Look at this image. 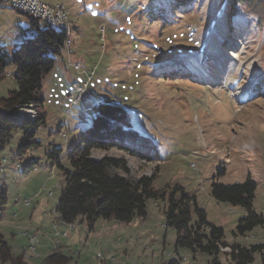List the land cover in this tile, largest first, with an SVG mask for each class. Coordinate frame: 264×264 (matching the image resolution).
I'll return each instance as SVG.
<instances>
[{
    "label": "rangeland",
    "instance_id": "obj_1",
    "mask_svg": "<svg viewBox=\"0 0 264 264\" xmlns=\"http://www.w3.org/2000/svg\"><path fill=\"white\" fill-rule=\"evenodd\" d=\"M41 1L65 9L71 45L44 77L42 103L19 110L20 116L43 115L32 137L38 143L18 156L23 133L16 127L0 152V197L3 192L6 199L0 235L12 251L22 254L25 264H44L58 250L68 257L65 264H207L209 255L176 245L160 199H149L145 215L130 222L98 218L89 231L80 221L66 237L53 235L64 174L51 152L60 148L58 162L71 171L68 151L105 99L128 112L136 145L145 144L146 155L113 146L94 149L93 157L122 159L131 180L150 177L154 189L166 194L172 185L181 186L207 221L222 228L226 243L264 244V223L238 233L237 223L247 211L211 195L213 181L231 184L250 177L256 184L252 210L264 220V0L245 2L229 27L223 19L229 0ZM30 29L25 13L2 8L0 46L15 49ZM89 75L85 92L71 105L66 94L72 82ZM14 86L13 76H6L0 97ZM35 159L34 168L22 172ZM26 231L39 239L33 252L26 249ZM50 238L58 239L55 248ZM218 259L228 262L224 254ZM250 264H260L257 254Z\"/></svg>",
    "mask_w": 264,
    "mask_h": 264
},
{
    "label": "trees",
    "instance_id": "obj_2",
    "mask_svg": "<svg viewBox=\"0 0 264 264\" xmlns=\"http://www.w3.org/2000/svg\"><path fill=\"white\" fill-rule=\"evenodd\" d=\"M247 1L252 4L255 0L227 2L223 17L226 27L230 26V18ZM27 17L30 22V35L15 49L8 50L6 46H0V81L12 75L15 83L4 97H0V152L9 142L13 129L19 127L23 136L18 145V156L26 152L32 144L38 143L32 137L36 128L44 123L42 114L31 119L19 116V110L42 103V81L52 70L56 58L62 54L68 34L65 28L40 24L39 20L28 15ZM8 65L13 66L12 72L6 70ZM136 133L128 112L117 103L105 99L98 105L89 126L81 131L79 140L68 151L71 171L61 167L58 162L61 149L52 150V158L64 174V183L54 208L62 221H84L91 231L98 218L130 222L135 216L143 217L146 202L149 199H160L166 203L165 225L175 230L177 246L188 248L194 254L209 255L207 264H250L255 254L259 256L260 264H264V244L244 246L226 243L222 228L207 221L205 211L197 206L195 198L186 194L181 186L172 185L167 194L160 192L154 189L150 177L141 176L136 181L131 180L122 159L107 155L99 158L92 156L94 149L108 150L113 146L131 152L137 150L146 155L145 144L136 145ZM37 163L36 159L30 161L23 167L22 172L26 173ZM255 188L256 184L250 177L243 182L231 184L215 181L211 183V195L215 200L241 206L247 211L237 223L240 234L264 223L262 216L252 210ZM5 200L4 193L1 192L0 207ZM192 210L197 214L196 219H192ZM223 247H228V250L222 251ZM219 254H224L228 262L220 261ZM67 260L68 257L61 252H54L46 256L43 263L65 264ZM0 263L25 264L22 254H15L1 235ZM177 263L174 261L170 264Z\"/></svg>",
    "mask_w": 264,
    "mask_h": 264
},
{
    "label": "built area",
    "instance_id": "obj_3",
    "mask_svg": "<svg viewBox=\"0 0 264 264\" xmlns=\"http://www.w3.org/2000/svg\"><path fill=\"white\" fill-rule=\"evenodd\" d=\"M16 2V0H0V5H1V10L2 8L5 7V3H14ZM50 5L53 4H48L45 3L41 0H35V1H28V0H24V6H21V12L25 13L26 15L30 16L33 19L39 20V17H49V7ZM64 8L62 7V11H61V19L60 20H53L49 18V25L53 26L55 28H60V23L61 20H66V18H64ZM121 30V28H120ZM102 33L104 34V41H105V28H101ZM64 48L66 50H70V45L68 40L65 39L64 42ZM74 69L78 70L79 69V64L75 63L74 64ZM91 75L88 76V79H86L83 82H72V88L68 91V93L66 94V98L69 100L71 105H75L81 94H83L86 90V87L88 85V81L90 80ZM47 195L51 196L52 195V191L49 190ZM18 199V197H17ZM22 201H27L29 204L31 202L30 198H24ZM61 217L59 216H55L53 217V220L51 221V227L53 229V235L58 237V236H67L68 235V231L72 228H74L75 226H68V223L63 222ZM63 224V226L61 225ZM53 238H50V240H52ZM98 253H101L100 251Z\"/></svg>",
    "mask_w": 264,
    "mask_h": 264
},
{
    "label": "bare ground",
    "instance_id": "obj_4",
    "mask_svg": "<svg viewBox=\"0 0 264 264\" xmlns=\"http://www.w3.org/2000/svg\"><path fill=\"white\" fill-rule=\"evenodd\" d=\"M28 1H35V0H28ZM5 6H9L11 8H14V9H17V10H21V6H24V0H16V2L14 3H5ZM61 11H62V6L61 5H58V4H53V5H50L49 7V17H39V21H43L45 22L46 24H49V18L50 19H53V20H60L61 19ZM0 13H1V5H0ZM64 18H66V20H61V23H60V28H65L67 29V37L66 39L68 38V42L70 41V38H69V27H68V23H67V15H66V12L64 10ZM101 33L100 34H103L102 31H100ZM100 39H101V36H100ZM70 45H71V41H70ZM30 106V105H29ZM28 106V107H29ZM34 105H31V107H33ZM21 110V109H20ZM31 112V111H30ZM20 113H18L19 115ZM20 116V115H19ZM37 116V115H36ZM21 117H26V116H21ZM28 118H31L33 119V117H30L28 116ZM25 205H28L29 203L27 201H23ZM54 211H56L54 209ZM57 216L60 217V215L58 214ZM68 226H75V223L73 222H70L68 223ZM23 235H25V237H27L28 241H29V245L26 247V249H28L29 251L33 252L35 251L36 249V245L39 243V239L37 237V235L35 233H32V232H23ZM58 237H66V236H58ZM57 237V238H58ZM55 238V239H52V247L55 248L56 245H57V241L58 239ZM25 250V249H24ZM26 250V252L28 251ZM223 250L227 251L228 250V247H223ZM100 254V253H99ZM27 255V254H26ZM28 256V259H33L35 257H33L32 255H27ZM38 257V256H36ZM99 257V256H98ZM113 257L111 256L110 257V260H112ZM178 259V258H177ZM178 261V260H177ZM1 264V263H0ZM4 264V263H3ZM122 264H135L133 262H125V261H122Z\"/></svg>",
    "mask_w": 264,
    "mask_h": 264
},
{
    "label": "crops",
    "instance_id": "obj_5",
    "mask_svg": "<svg viewBox=\"0 0 264 264\" xmlns=\"http://www.w3.org/2000/svg\"><path fill=\"white\" fill-rule=\"evenodd\" d=\"M1 14V13H0ZM22 29V28H21ZM67 52H68V50H66ZM63 52V51H62ZM50 220V219H49ZM51 221V220H50ZM50 221H49V223H50ZM55 252H57V251H55ZM58 252H61V250H58ZM52 253V252H51Z\"/></svg>",
    "mask_w": 264,
    "mask_h": 264
}]
</instances>
